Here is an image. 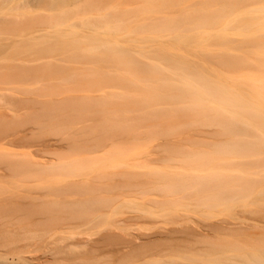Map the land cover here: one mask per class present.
<instances>
[{
    "label": "rangeland",
    "instance_id": "rangeland-1",
    "mask_svg": "<svg viewBox=\"0 0 264 264\" xmlns=\"http://www.w3.org/2000/svg\"><path fill=\"white\" fill-rule=\"evenodd\" d=\"M143 1L100 0L137 7ZM241 1L240 20H255L260 47L264 0ZM46 2L0 0V224L30 228L34 234L25 239L59 245L80 264H194L242 255L234 249L264 251V195L256 193L264 187V165L246 156L255 146L250 141L225 137L264 133L145 119L160 100L125 79L124 67V79L112 80L116 66L46 37V27L33 22L61 13ZM78 5L67 8L81 12ZM134 70L147 73L141 64ZM212 226L227 229L219 235ZM110 232L150 249L105 244Z\"/></svg>",
    "mask_w": 264,
    "mask_h": 264
},
{
    "label": "bare ground",
    "instance_id": "bare-ground-1",
    "mask_svg": "<svg viewBox=\"0 0 264 264\" xmlns=\"http://www.w3.org/2000/svg\"><path fill=\"white\" fill-rule=\"evenodd\" d=\"M30 1L38 5L44 0ZM46 1L47 6L61 10L60 16L39 15L33 23L46 27V37L64 44L66 51L93 52L94 60L119 68L115 77L110 76L112 80L123 78L119 70L124 67L128 72L125 79L146 85L147 97L160 101L157 108L148 110L145 119L155 117L164 124L168 118L174 127L192 130L264 133V44L257 46L255 20H240L241 0H145L138 7L121 2L103 5L100 0ZM77 3L76 9L81 12L67 8ZM79 16V24H73ZM116 51L130 56L107 55ZM201 55L211 57V61ZM139 64L147 69L146 74L134 70ZM163 88L177 90L178 94L160 91ZM180 114L186 118L178 117ZM225 137L250 141L255 146L246 153L248 160L264 165L260 151L264 137ZM256 193L264 195V187ZM212 227L216 234L227 229ZM33 234L30 228L0 224V264H80L77 259H66L59 245H38L25 239ZM103 240L105 244L123 243L131 252L150 249L139 244L138 238L116 232L108 233ZM81 246L87 248L89 243ZM235 250L242 255L198 258L194 264H264V251L247 248L232 252Z\"/></svg>",
    "mask_w": 264,
    "mask_h": 264
}]
</instances>
